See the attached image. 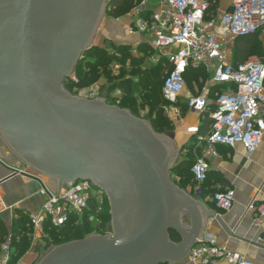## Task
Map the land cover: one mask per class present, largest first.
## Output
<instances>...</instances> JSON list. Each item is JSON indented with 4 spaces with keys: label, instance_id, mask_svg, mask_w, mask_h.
<instances>
[{
    "label": "water",
    "instance_id": "95a60500",
    "mask_svg": "<svg viewBox=\"0 0 264 264\" xmlns=\"http://www.w3.org/2000/svg\"><path fill=\"white\" fill-rule=\"evenodd\" d=\"M109 1L0 0V136L58 184L57 195L78 181L100 188L112 217V236L56 246L36 264H181L211 217L174 183L181 150L172 140L127 110L65 88L94 47Z\"/></svg>",
    "mask_w": 264,
    "mask_h": 264
},
{
    "label": "built area",
    "instance_id": "2783aa9c",
    "mask_svg": "<svg viewBox=\"0 0 264 264\" xmlns=\"http://www.w3.org/2000/svg\"><path fill=\"white\" fill-rule=\"evenodd\" d=\"M231 1L230 11L209 20V0H143V7L148 3L155 4L150 17H143L140 12L125 17L130 34L144 36L154 52L150 61L157 64L165 58L169 62L171 69L166 72L162 92L173 113L172 119L182 117L179 104L187 91L185 75L189 69H204L210 77L209 87L201 94L187 97L188 107L194 113L203 115L208 111L210 87H228L216 96V108L210 115L213 120L210 133L198 138L203 152L192 173L199 184L206 181L210 160L218 157L217 146L234 148L241 144L249 155H253L264 140V60L235 65L229 51L239 38L259 32L264 34V0ZM133 54L138 55L137 45ZM111 68L114 73H119L122 65L116 63ZM121 95L122 92L117 91L110 98L118 100ZM101 99L107 101L109 98ZM190 132L199 133L198 128H191ZM42 185L40 195L44 204L38 213L29 216L33 249L46 245L48 224L54 228L63 227L71 214L82 216L90 209L92 201L102 206L107 198L91 182L66 183L59 195L58 191L49 190L43 181ZM196 196L199 198V192ZM235 198V191L228 189L217 193L213 201L220 210L230 211ZM258 212L264 216V205L258 207ZM112 234L111 229L105 235ZM14 242V236L5 234L0 225V264H14ZM187 260L192 264H254L219 245L214 235H202Z\"/></svg>",
    "mask_w": 264,
    "mask_h": 264
},
{
    "label": "crops",
    "instance_id": "0c3cea01",
    "mask_svg": "<svg viewBox=\"0 0 264 264\" xmlns=\"http://www.w3.org/2000/svg\"><path fill=\"white\" fill-rule=\"evenodd\" d=\"M129 1L134 2V8L123 17L133 16L139 12L143 17L152 15L155 4L148 3L143 7V0ZM231 9V0H218L216 11L210 13L209 10L207 20ZM120 19H110L106 23L108 27L113 26L109 34L111 41L133 47L146 43L144 36L130 34L129 22L126 18ZM194 88L195 92H185L180 103L187 102V97L190 95H199L203 92L195 83ZM212 88L214 87H210V93ZM215 108L216 98L210 97L207 112L211 111V115L212 109ZM203 116L190 110L187 115L181 117L180 132L175 138L181 151L184 146L190 145L192 138L197 136L191 133L190 129L198 128L200 131ZM217 152L218 157L210 160V183L212 184L216 177L222 178L224 183H218L215 189L218 192L234 190L236 198L230 211H222L214 204L211 196L200 199L195 194L196 188L188 189V193L200 200L211 214V217H205L203 235H214L219 245L226 246L230 251L240 254L254 264H264V216L258 212V207L264 205V140L253 155H249L241 144L234 148L217 146ZM14 173L16 175L12 176ZM42 181L52 192L58 191V184L55 181L40 175L24 164L0 136V182L2 183L0 184V225L7 231V235H12L14 224L21 216L29 217L41 210L44 204V198L40 195ZM259 220H261L260 224L256 225ZM181 264L192 263L186 260Z\"/></svg>",
    "mask_w": 264,
    "mask_h": 264
},
{
    "label": "trees",
    "instance_id": "16d2710c",
    "mask_svg": "<svg viewBox=\"0 0 264 264\" xmlns=\"http://www.w3.org/2000/svg\"><path fill=\"white\" fill-rule=\"evenodd\" d=\"M211 4L210 13H214L218 6V0H209ZM134 8V2L129 0H110L107 10L112 18H120L127 15ZM261 33L255 35L242 37L237 39L234 49V64L246 63L250 58L258 56L264 60V47L261 43ZM260 38V39H259ZM154 54L147 43H143L138 46V55L133 54L132 45H118L114 46L112 50L103 48L100 46H94L87 51L83 58L79 61L75 68L76 81L71 77L65 82V88L72 90L74 88H85L94 85L101 77L110 83V90H120L125 98H129L126 106H122V109H129L130 112L136 116H139V108L144 105L140 103L136 98L137 96H143L144 102H147L152 106L153 111L159 109L162 104L163 86L165 83L166 72L171 67L167 59L162 58L157 64H150V57ZM121 64V73L117 77L112 75L111 66L114 64ZM131 70L139 78L138 81H134L132 78H125L127 71ZM208 76L204 69H189L185 75L186 83L192 81L201 87V82ZM227 85L216 86L212 88L210 97L215 99L217 94H220L227 89ZM162 92V93H161ZM111 95H108L110 97ZM111 98L108 99V102ZM128 100V99H127ZM185 109H189L188 103L183 102ZM214 111V109H212ZM211 112V111H210ZM209 114H203L202 125L197 136L192 138L190 145H186L182 149V153H187V156L178 162L172 169V179L179 180L181 182V189L188 192L189 188H192L194 182L196 192H199V198L205 199L206 197H212L224 191L215 189V186L223 184L224 181L220 177L213 179V183H210V175L207 174L206 181L199 184L196 181L195 176L192 173V168L197 159L202 155L203 146H199V137H206L211 130L213 120ZM185 115V113L183 114ZM157 123L159 124L157 126ZM153 129L155 131H164V127H170L171 124L162 115L155 118L153 121ZM191 166V167H190ZM189 167V169H188ZM194 188V187H193ZM194 188V189H195ZM226 191V190H225ZM215 204V202H214ZM216 205V204H215ZM101 208V210L99 209ZM111 213L110 204L108 198L105 203L100 206L98 202L92 201L90 209L87 210L82 216L71 214L69 221L60 228L51 227L47 225L48 239L46 245L60 246L68 242L82 240L90 235H105L108 231H111ZM30 219L26 216H21L14 224L12 235L14 236V246L16 248V255L14 258V264L19 260V256L23 251L30 250L32 248V242L29 237L31 228L29 226ZM6 234L7 231L2 229ZM171 238L175 242H180L181 238L175 233L171 234ZM19 239V241L17 240ZM51 244V245H50ZM43 245H39L35 251H40Z\"/></svg>",
    "mask_w": 264,
    "mask_h": 264
},
{
    "label": "rangeland",
    "instance_id": "374dc122",
    "mask_svg": "<svg viewBox=\"0 0 264 264\" xmlns=\"http://www.w3.org/2000/svg\"><path fill=\"white\" fill-rule=\"evenodd\" d=\"M126 16V15H125ZM120 18H125V17H120ZM120 18H112L110 15H109V12L108 10L106 11V16L102 22V26L100 27V30L94 40V46H100V47H103V48H108V50H112L114 46H118L119 43H117L116 41H111L110 39V35L111 32H112V27H108L107 26V22L110 21V19H113V20H118ZM123 20V19H122ZM113 24V23H111ZM112 37V36H111ZM261 43L264 47V34L261 35ZM260 39V38H259ZM236 41L235 40L233 42V44L230 46L229 48V51H230V57L231 59L233 60L234 58V49H235V45H236ZM134 49V47H133ZM261 61L263 60V58H260L258 56H255V57H252L250 58L247 62H250V61ZM151 62V61H150ZM234 62V61H233ZM150 64H154V63H150ZM155 65V64H154ZM112 69V68H111ZM112 71V75L114 77H117L119 78L118 76L120 75L121 71L119 73H114L113 70ZM136 72L131 71V70H128L127 71V75L125 76V78H132L134 81H138L139 78L135 75ZM73 78L76 77V74L75 72L72 74ZM210 80V77L207 76L203 82H201V87H199L200 91L202 92V90L205 88V87H208L209 86V81ZM195 83V82H194ZM67 90V89H66ZM213 89H211L212 91ZM70 94L74 95V96H79V97H83V98H87V99H91V100H94V99H97V98H110L114 93H116L117 91H120V90H116V91H112L110 90V83L105 79V77H101L94 85L92 86H89V87H85V88H74L72 90H67ZM187 91L189 92H195V88H194V84L192 83V81H188V84H187ZM162 93V92H161ZM163 94V93H162ZM199 94V93H198ZM108 95H111L110 97H108ZM162 98V104L161 106H159V109L156 110V111H153L152 109V106L149 105L147 102H144V98L143 96H137V100L140 102V103H143L144 105L140 106L139 108V116L138 118L142 119L143 121L145 122H149L150 123V126H152L153 124V121L155 118L158 119V116L162 115V117L166 118L167 121L171 124L170 127H167L165 128L164 127V131H154L159 133V134H162L163 136H166L168 139L172 140L175 144V147L176 149H180L179 146H177V143L175 142V138H176V135L179 134L180 132V125H181V118H176V119H172V111L168 105V103L166 102V100L163 98V96L161 97ZM128 99V100H127ZM125 98V96L122 94L118 100H115V99H110L109 102H108V99H107V102L108 104L110 105H114V106H120V103H123L122 106H126L125 104H127L126 102L127 101H130L129 98ZM120 102V103H119ZM181 102V101H180ZM121 106V107H122ZM179 106H181V116H183V114L185 113L186 115L190 112L189 109H185L186 107H183L184 104L183 103H180ZM120 107V108H121ZM122 109V108H121ZM124 110H127L130 112L129 109H124ZM205 114H209V112H206ZM204 114V115H205ZM159 124L157 123V126ZM153 128V126H152ZM191 143V141L189 142ZM187 156V153H180L174 166H176L178 164L179 161H181L182 159H184L185 157ZM191 167V166H190ZM189 169V167H188ZM175 184L179 187L181 186V182L177 179L175 180ZM195 188V184L193 182L192 184V188ZM185 191V190H184ZM187 192V191H186ZM94 235H97V234H94ZM92 236V235H90ZM88 236V237H90ZM69 243V242H68ZM51 245V244H50ZM63 245V244H61ZM56 246L55 245H47V246H44L40 251H35L33 248H31L30 250H26V251H23L21 253V255L19 256V260L16 262V264H36L40 258L45 254L47 253L48 251L52 250L53 248H55Z\"/></svg>",
    "mask_w": 264,
    "mask_h": 264
}]
</instances>
